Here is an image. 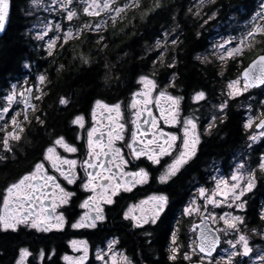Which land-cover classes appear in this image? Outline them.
Wrapping results in <instances>:
<instances>
[{
    "label": "snow or ice",
    "instance_id": "obj_1",
    "mask_svg": "<svg viewBox=\"0 0 264 264\" xmlns=\"http://www.w3.org/2000/svg\"><path fill=\"white\" fill-rule=\"evenodd\" d=\"M32 4L39 7L40 0H31ZM210 2L212 8L203 14L189 13L199 16L203 25L214 22L219 18L222 8L216 7V0H197L202 7L204 3ZM83 5L85 15H100L104 12L106 15L120 14L130 6L139 5L133 0H127L123 5L117 6L113 0H80ZM58 6V7H56ZM45 10L55 13L52 20H47L39 31L35 32L34 39L38 47L43 48L44 54L48 57L54 55L56 47L64 48L71 38L82 35V29H76L69 24L66 28L63 20L71 22L78 15L76 0H50L44 6ZM157 9L161 4L157 3ZM172 5H165L164 10H170ZM260 11L253 17L251 30H246L240 37V42L235 43L234 36H220L211 45V51L205 53H196L192 57L201 63L207 55H212L217 61L227 64L228 61H235L238 55H243V46L246 41L255 39L257 36L264 39V0L259 5ZM66 13V17L63 15ZM9 17V0H0V32L6 29V22ZM178 17L174 16L176 20ZM206 17V18H205ZM114 19V17H113ZM89 32L99 31L102 25H87ZM35 28V25L33 26ZM52 35H49V33ZM182 29L179 23L169 32L163 30L155 41L157 49L164 45L171 44L176 48V54L166 63V69L171 73L140 74L137 77L138 92H134L133 102L130 105L133 115L134 129L131 141L126 142V147L130 150L125 154L122 147H116L115 141L124 140L120 134L123 132L124 125L116 124L112 120V114L115 112L119 116L120 105H109L97 99L93 105V126L87 133V153L82 161L70 159L64 156L60 149L67 153H77V146L67 142L65 134L58 133L55 128L49 124L47 112L42 107L37 110L36 105L31 101L34 99L43 102L45 82L49 77L40 73L36 77V82L27 87H21L18 84H12L7 93L0 94V149L3 153H15L12 142H20L22 133L27 129L24 122H27L29 129L35 124L40 125L46 135L49 137L45 144L41 146L42 159L35 163L32 171L26 173L18 181L11 184L5 191L12 195L4 196L3 208H0V231L16 232L18 227L23 225L26 228L34 229L38 233H49L52 230L60 231L65 225V215L63 211H57L62 206H71L74 198L78 197L72 187L79 185L83 193H87L85 199L80 203V208H86L75 222L72 223L73 229L90 228L101 230V226L109 222L108 214L113 211L119 200L123 198V193L131 192L138 185L156 183L163 185V188L157 189L156 194L141 201L138 214L135 212L136 206H129L122 213L121 221L130 222L133 229L139 230L146 238L148 246H151V237L156 229L163 224V213L169 206V194L166 189L183 176L186 172L193 170V165L199 159V146L202 143V136L198 131L201 121L194 115L183 118L182 136L173 132H165L159 127L158 120H162L164 125L176 126L178 120V108L181 101L185 99L182 95H170L168 91L161 90L163 84L165 89L176 91V85L179 83L178 69L180 65L179 49L184 41L181 39ZM202 33L198 32L199 37ZM31 35V33H30ZM219 35V34H218ZM163 37L161 40L160 37ZM105 39L104 36L98 38V43ZM62 41V42H61ZM165 52L172 54L166 46L159 52L163 56ZM186 56L188 53L185 54ZM159 56L153 61V65L160 63ZM212 63V61H210ZM25 69H30L31 65L25 63ZM63 67V66H61ZM226 73L218 75L223 80ZM163 75L164 79L157 77ZM18 87L21 91H17ZM189 85L185 83L182 91H186ZM251 89H260L264 91V54L258 55L235 79L227 80L226 88H222L215 97V102L210 101L208 92L202 87L199 90L194 89L192 102L199 105L212 103L211 119L205 125V132L211 134L218 126L223 125L228 119V109L230 102H235L237 97H242L248 93L249 112H260L264 114V99H256L252 96ZM155 90V91H154ZM155 102V109L159 112V117L153 114L152 104ZM23 104V109L15 107ZM72 104L71 94L66 93L59 98V105L70 107ZM141 105L143 107H141ZM100 106L108 111L111 123L104 125L95 123V109ZM258 106V107H254ZM31 109L36 114L32 119L28 116V110ZM23 111V118L18 119ZM10 117V119H9ZM147 127L141 130L140 120ZM83 117L76 115L71 120L72 126L84 127ZM254 116L249 115L243 123V128L249 130L253 126ZM115 124V127L113 125ZM11 125V130L9 126ZM259 132L247 135V140L255 144L264 137V118L255 124ZM51 129V131H49ZM105 136L107 137L105 139ZM77 139H82L77 137ZM246 150H252L251 144L247 145ZM5 159L0 155V160ZM255 164V167L252 166ZM80 169L84 175H78ZM199 171L198 167L195 169ZM159 172V175H154ZM210 176L214 187L193 186L195 191H191L188 202L182 209V216H192L194 213H200V223L198 234L195 239L190 235L187 244L178 243L180 239L175 228H170L171 239L167 246L168 261L177 264L179 256L182 254L183 260L188 264H264V248L259 244H250L249 237L241 233V226L247 227V210L249 205V196L253 194L258 186L264 181V153H261L255 161L249 163L247 157L240 156L232 167L230 175H211L208 172L200 173L201 179ZM208 184L209 181H205ZM210 193V194H209ZM202 201V203H200ZM227 208L230 211H221L216 213L212 209ZM203 208V212L201 209ZM261 222H264V207L257 213ZM222 222L223 227H210L209 225H219ZM127 227V224L124 225ZM254 235L260 237L264 242V230L252 229ZM222 233L224 237L235 236V239H225L223 243L227 248L222 249L224 255H214L217 253V246L221 244ZM107 247L98 248L96 260L101 264H119L120 259L123 264H133L125 253L117 254L120 240L118 236L106 237ZM73 250L81 251L78 257H69L65 255L63 260L68 264H84L89 258L88 248L84 241L72 240L69 242ZM21 256L28 255L26 249H21ZM42 250L40 255L43 256ZM254 257V259H253ZM19 264V261H17Z\"/></svg>",
    "mask_w": 264,
    "mask_h": 264
},
{
    "label": "trees",
    "instance_id": "obj_2",
    "mask_svg": "<svg viewBox=\"0 0 264 264\" xmlns=\"http://www.w3.org/2000/svg\"><path fill=\"white\" fill-rule=\"evenodd\" d=\"M27 1L10 0L8 24L0 38V94L11 81L19 80L26 73H30V69H25V63L30 64V68L34 63L37 71L45 72L49 77L43 87L45 97L42 104L39 102L38 110L41 107L46 110L49 124L58 133L70 134L72 131L70 119L86 112L94 99L111 101L122 98L131 88L134 78L150 68V60L145 56L153 51L152 45L161 31L163 29L172 31L177 23L182 29L181 36L184 41L179 49L180 82L187 83L191 89L202 87L208 91L209 98L215 96L216 72L212 68L202 67L199 61L192 59L194 54L203 50L206 41V35L203 33L213 30V27L200 26L199 20L188 11L189 0H142L138 7L129 10L121 20L107 22L95 33L83 29L82 35L69 40L63 49L56 47L52 57L44 54V51L40 50L42 48H38L28 34L27 28L31 18L24 12ZM157 3L161 4L160 9L156 8ZM258 3L257 1L256 4V0H218L216 7L222 8L219 14L225 17L224 21L228 22L229 27V24H237L238 20H245ZM165 5H172V8L164 10ZM210 8L211 5H206L202 8L201 14ZM177 14L178 17L174 20L173 17ZM223 24L224 22L221 25ZM198 32L202 33L199 37ZM100 36H104L105 39L98 43ZM258 54H264V39L241 59L239 72L242 66L248 64L244 62L245 58L249 56L254 58ZM235 67L230 64L229 74L236 72ZM66 93L71 94L70 107L59 105V98ZM256 93L258 95L261 90ZM241 119L242 113L230 107L226 123L216 129L214 134V138L217 136L216 139L205 141L193 170L186 172L166 189L173 205L183 197V185L193 184L191 179L195 178V183L198 184L204 183L200 172L195 170L197 167L203 168L202 156L220 157L226 146L239 141ZM25 128L27 131L22 133V140L14 146L15 153L5 154L0 149V155L5 156V159L0 160V207L5 189L29 172L32 157L36 153L39 154V144L35 138L41 133L46 134L38 124L30 129L29 125L25 124ZM222 137L226 139L223 140ZM260 149L264 150V142L261 143ZM252 214L256 218V212ZM163 220L161 227L156 229L151 237L150 247L143 233L133 230L121 236L123 231L120 224L114 223L105 225L101 230L63 231L50 235L34 234L25 229L16 232L0 231V264H13L18 251L24 247L33 253L42 248L45 251L43 264H62L59 255L67 251L65 244L67 239L84 238L95 247L102 244L106 237L115 234L121 236L120 245L125 249L126 255L133 260V264H172L167 259L165 249L170 226L168 215H165ZM52 248L56 253L49 257ZM177 264L184 263L178 261Z\"/></svg>",
    "mask_w": 264,
    "mask_h": 264
},
{
    "label": "flooded vegetation",
    "instance_id": "obj_3",
    "mask_svg": "<svg viewBox=\"0 0 264 264\" xmlns=\"http://www.w3.org/2000/svg\"><path fill=\"white\" fill-rule=\"evenodd\" d=\"M217 1L218 0H216V3H217ZM189 3H190V8L192 9V13H196V12L201 13L202 9L201 8L200 9L196 8L195 4L193 3V0H189ZM207 5H211L212 6L211 3H209ZM188 10H189V8H188ZM192 16L195 17V19L199 20V23H200L201 27H207V28L208 27L209 28L213 27V30H210L208 32H204L203 33L204 35H206V41L204 43L203 50L199 51L197 53H202L203 54V53L206 52V50H207V52H210L211 51V45H212V41L211 40L212 39H219L220 36H225V35L228 34V30H227L228 29V25H227L228 22H225L224 21L225 17L222 16L221 14H219V18L216 19L214 22H209V24L203 25V22H202V20L200 19L199 16H196V15H192ZM222 22H224L223 25H221ZM218 25H219V27H217ZM163 30H165V29H163ZM168 31L171 32V30H168ZM95 32L96 31H93V33H95ZM160 38H161V40H163L162 36ZM181 39H182V36H181ZM165 46L168 49L171 50L172 54L169 55L168 52H165L163 56H159V52ZM152 50H153L152 52H148L146 54V56H145V58H149V60H150V64H149L150 68H148V70L146 72L141 73V74H148V75L151 76L153 74V70L155 71V73L162 74V73L168 72L170 74L171 70L166 69L165 65H166L167 62H169L173 58V56H175V54H176L175 46H173L171 44L164 45L162 43L161 49H157V50L152 49ZM195 55L196 54H194V56ZM158 56H159V60L161 62L157 63L156 65H153V61L157 60ZM195 61H198V60H195ZM210 61H212V63H210ZM236 61H237V59L235 61H229V63L225 64L224 66H220L219 61H217L214 58V56L207 55L206 58L204 59L203 63H201L200 61L198 62L202 67L212 68L216 72V76L217 77H216V80H215L216 84H215V88H214L215 96L213 98H209L210 101L215 102V97L220 93V90L223 88V80H226L228 76L232 75V74H229V72H228L230 64L235 67L236 66ZM180 66H181V64L179 65V68H180ZM243 68L244 67L242 66V69ZM235 69H236V67L234 68V70ZM40 73H44L45 75H47V73H45V72L37 71L36 70V65L33 63L32 64V84H34L36 82V77ZM219 73H226L224 78H223V80L218 75ZM139 75L140 74H138L134 78L131 88H129L125 92V94H124V96L122 98H119V99H116V100H111V101L98 98L103 103H106V104H109V105H113V104H119L120 105L119 116H117V114L114 112L112 114V120H114L116 122V124H123L124 125L123 132L120 133L124 137V140L115 141V146L116 147H122V150H123V152L125 154H129L130 153V150L126 147V142L127 141H131V139H132V132H133V129H134V125L132 123V121H133L132 109L130 108V105L133 102V95L132 94L134 92H138L139 91V87L137 86V77ZM178 76H179V74H178ZM157 78L159 80H163L164 76L163 75H159ZM47 82L48 81L45 82V85L47 84ZM183 85L184 84H182L180 82V79H179V83L176 85V91L175 92L171 91L170 89H165L163 84L160 85V89L161 90L168 91L170 95H182V96L185 97V99H183L181 101V105L178 108V120H179L178 125H176V126L164 125L162 120H158V125H159V127L163 128V130L165 132H173V133H176L178 136H182L183 135V132H182V127H183L182 121H183V118L186 117V116H189V115H194V116L198 117L200 119V121H201L200 125L198 126V131H199V133L202 136V143L199 146V152H198V155H199L200 151H201V148H202L203 144L205 143V141L213 139L214 138V134L216 132V129H214L211 134L205 132V125L211 119L212 112L208 111V108L212 107V103L205 104L204 102H200L199 105H194L193 102H192V99H191L194 89H191V87H188L186 91H182ZM43 87H44V85H43ZM196 90H199V89H196ZM251 90H253V91H251V93H256L259 89H251ZM44 97H45V94H44ZM95 100H97V99H94L92 101V103L90 104V107L88 108V110L86 112L77 114V115H81L84 118L83 119V124H84L83 128H81L79 126H72L71 123H70V128H71L72 131H71L70 134H67L65 136H66L67 142L69 144L73 145V146H77L79 151L77 153H67L63 149H60V152L64 156H66V157H68L70 159H76L78 161H82L83 159L86 158L87 139H88L87 138V133H88V130L93 126V123H94L92 109H93V105H94V101ZM238 100H239V98H238ZM238 100L236 99L235 102H230V104H231V107L235 111H237L238 113H242V119H241V121H242V129L240 131L241 135H240L239 141L236 144L234 143V144H232L230 146L229 145L226 146V148L224 149V152L222 153V155L220 157H210L209 158V157L202 156L201 163H204V165L201 166L203 168L199 169L200 173L206 171V172H208L210 174H213V171H215V172H218L219 174H222L225 177H227L228 175H230L232 167H234L235 162L238 160V158L240 156L247 157L249 163H251L252 161H255L257 156H259L261 154L260 146H261V143L264 142V138L258 140L255 144H252L250 141L247 140V135L254 134V133L259 132V131L255 130V125H254V127L251 130H245L243 128V123L245 122V114H246V112L243 109H241V107L239 106V102L240 101H238ZM32 103L36 105V108L38 110L39 102L35 101L33 99ZM141 107H143V106L141 105ZM17 108L21 109L20 106H17ZM152 108H153V114L155 116L159 117L160 114L155 109V102L154 101H153V104H152ZM228 113H229V109H228ZM35 114L36 113L32 111V115L29 116V118L32 119V117ZM75 116H73L70 119V122ZM20 118H22V116H20ZM95 118H96L95 119V123H97V124L102 123L104 125H108L109 123H111V121L109 120L108 111L106 109L100 107V106H97L96 109H95ZM259 119L256 121V123L259 121ZM226 121H225V123H226ZM25 124H28V123L26 122ZM140 124H141V130H143L144 128L147 127L146 125L143 124V119L142 118L140 120ZM35 125H37V124H35ZM113 127H115V124L113 125ZM45 135L46 134L43 135L41 133L39 136H37V138H35V140L39 144L40 152H39V154L36 153L32 157V167L29 170V172L32 171L35 163L42 159L41 146L44 145L45 141L49 139V137H47ZM77 137H81L82 139H77ZM106 138L107 137L105 136V139ZM216 138H217V136L214 139H216ZM222 139L225 140L226 138L222 137ZM249 144H251V148L254 149V151L246 150L247 149V145H249ZM204 158H206V159H204ZM252 166L255 167V164H252ZM25 174H23L22 176H24ZM159 174L160 173L157 172L154 175H159ZM78 175H80V176L84 175L82 169H80ZM21 177H19V179ZM209 177H210L209 175H205L203 177L204 182L206 180H208ZM195 180H196L195 178L191 179V182H193L192 185L191 184L190 185L189 184L183 185V189H184L183 190V194L184 195H183V197L181 199H179L177 201L176 204L173 205L171 200H170V197H169V206L166 208L165 213L162 214L163 217L165 215H168V221H170L169 229L170 228H175L177 230L178 235L180 237V239L178 240V243H182V244H187V242H188V238H189V236L187 234L188 233V228H189L188 226H190L189 231L190 230L192 231V229H191L192 225L197 224V223L200 222V216H199L198 220L195 219V220L192 221V218L190 216L186 217V216H182L181 215L183 207L188 202V199H189V196L191 194V191H194V189H195L193 186L195 185V186L198 187V186H206L207 185L205 183H200V184L195 183ZM261 183H262V185H264L263 182H261ZM70 187H72V189L75 192H77L79 195H78L77 198L73 199V202L71 203V206H62V207L57 209L58 212L59 211H63L64 215H65V225H64V228L62 230H60V231L52 230L49 233H38L34 229H29V228H26V227L21 225V226L18 227L17 231H19L21 229H25L27 231H32V233H34V234L50 235L51 233H54V232H63V231L90 232V231L97 230V229H90V228H79V229L71 228L72 223L75 222L83 213H85L87 211L86 208H80L79 207L80 203L85 199L87 193H83L81 191V189L79 188V185L70 186ZM160 188H163V185H160V184L156 183L153 180L150 185L149 184L138 185L136 188H133V190L131 192L123 193V198L119 200L118 204H116V206L113 209V211H111L108 214L109 222L107 224H110V223H114L116 225L120 224L121 230L123 231L121 236L124 235L125 232H130V231L136 230V229H133L131 227L130 222H127V221L122 222L121 221V217H122L123 211L127 210L129 208V206H136L135 212L134 213H130V216L132 214H138L139 212H137V209L139 211L140 207H147V205H141L140 202L146 200L150 196L155 195L156 194V190L160 189ZM259 188H260V190L258 191ZM254 206H255V209H254ZM262 207H264V186H258L254 190L253 194H251L249 196V205H248V210H247V227L246 228L255 227L257 229L264 230V222H261L260 219H259V216L257 215V213L260 211V209ZM252 212H256V218L253 217ZM107 224H105V225H107ZM125 224H127V227L124 226ZM105 225H102L101 229ZM8 231L12 232L11 230H8ZM8 231H6V232H8ZM137 231H139V230H137ZM192 232H194V238H195L196 231H192ZM111 236H113V235H111ZM115 236L119 237L120 244H121V236L116 235V234H115ZM170 239H171V232L169 231V233L167 235V245L165 246L167 256L169 254V252L167 250V246L170 243ZM72 240L84 241L86 243L89 251H90L91 257L94 255L95 251L98 248H105L106 244H107L106 239H105V241L102 244H99V245L93 247L91 245V243L88 240L84 239V238H69V239H67L65 241V244H66V247H67V251L66 252L65 251L61 252L60 255H59V257H60L59 259L62 262V264H64V262L62 260V257L65 256V255H69L71 253V248H70V245H69L70 243L69 242L72 241ZM255 241H257V243L261 246L262 243H261V240H260L259 236L254 238L253 241L251 242V244H253ZM120 246L121 245H119V249H117L116 251H119L120 253H125L126 254L125 249L122 246L121 247ZM221 246H222V242H221L219 248ZM219 248L217 249V253H215L214 255L218 254V252L220 250ZM21 249H26L28 254H29L28 260H26V259L22 260L21 261L22 264H43V258L45 256V254L43 256L40 255L41 251L43 250L42 248H40L37 251V253H33L27 247H24V248H21ZM20 250L18 251L17 257H16L15 261L13 262V264H17V261H19V256H20V252H21ZM55 253L56 252L52 248V249H50L48 256L52 257ZM39 257H40L41 260L36 262L35 259H37ZM178 261H180V262H182L184 264H188L187 261L183 260L182 254L179 256ZM92 263H94V261L93 260H89L86 264H92Z\"/></svg>",
    "mask_w": 264,
    "mask_h": 264
},
{
    "label": "rangeland",
    "instance_id": "obj_4",
    "mask_svg": "<svg viewBox=\"0 0 264 264\" xmlns=\"http://www.w3.org/2000/svg\"><path fill=\"white\" fill-rule=\"evenodd\" d=\"M141 1L142 0H133V2L134 3H137L138 5H140V2ZM257 1L259 2L258 5L255 6V8L253 9V11L248 15V17L245 20L244 19L238 20L237 21V24H229V27L227 29L228 30V34L225 35V36H234L236 38L235 39V43H239L240 42L241 35L246 30H251V23L250 22L252 21V17L257 12L260 11L259 5L261 3V0H256V4H257ZM49 2H50V0H40V6L37 7V6H35V5L32 4L31 0H28L26 2L25 6H24V12H25V14L28 17L31 18V20L29 21V26L27 28V31H28L29 36L32 38V41L35 42L36 45H38V43H40V42H38V41H36L34 39L35 32L40 30V28L43 26V23L44 22H46L47 20H52L53 17L56 16L55 13H50V12H48V11L45 10V7L44 6L47 5ZM65 2H66V0H65ZM99 2L100 3H103V0H99ZM126 2H127V0H113V3L115 5H117V6L123 5ZM88 3L91 4L92 3V0H88ZM193 3L195 4V7L196 8H198V9L201 8L202 9V8L205 7V5L209 4L210 2L204 3L202 7L197 3V0H193ZM76 4H77L78 15L75 16L71 22H69L66 19H64L62 23H63V25H64L65 28L69 24H71V25L75 26L76 29H82V30L85 29V30H87V27H86L87 25L100 24V25L103 26V25L107 24V22L114 23V22H117V20H121L129 10H132V9H134L136 7V6H130L127 9L123 10L118 15L117 14L106 15L104 12H101L100 15L96 16V15H85L83 13V5L80 3V0H76ZM56 7H58V6H56ZM63 15L66 17V13H64ZM113 17H114V19H113ZM56 19H60V17L59 16H56ZM94 19H95V22H93ZM34 25H35V28H33ZM30 33H31V35H30ZM49 35H52V33L50 32ZM71 39H73V38H71ZM216 40H218V39H212L211 41L213 43ZM261 40H263V39L261 37L257 36L255 39L246 41L245 45L243 46V55H238L236 57V59H237V61H236V72L234 74L228 76L226 80H223V88H226V82H227V80L235 79L240 74L239 68H240V65H241V59L243 57H245V54L250 53L256 47L257 43L259 41H261ZM152 47H153L154 50H157V48L155 46V42L153 43ZM40 50L44 51L43 48L40 49ZM252 57L253 56H249V57L245 58L244 62L245 63L249 62L251 59H253ZM219 63H220V66H224L225 65V63H221V62H219ZM228 63H229V61H228ZM23 76L24 77H22L19 80L11 81L10 84H9V86L3 91V93H7L10 90L12 84H18L21 87H27L29 85H32V68H30V73H26ZM17 91L18 92L21 91V88L18 87ZM251 91L252 90H250V92ZM251 94L256 99H264V91H261V93H259L258 95H257V93H251ZM248 96H249V94L248 93H245L242 97H237L236 99L238 100V98H239V100H238V101H240L239 102V106L241 107V109H243L246 112V114H245V121L248 119V116L249 115H252V116L255 117V119L253 120V126H252V128H253L254 125H255V123H256V121L263 114H261L260 112H249V110H248V104L250 103V101L248 100ZM17 106H20L21 110L23 109V104L22 103L19 104V105H16V107ZM254 107H258V106H254ZM208 111L212 112V107L208 108ZM27 114H28V116H31L32 115V110L29 109ZM21 116L23 118V111H21ZM22 118L19 117L18 119H21L22 120ZM9 119H10V117H9ZM25 123L26 122H24V126H25ZM251 129H249V130H251ZM9 130H11V125L9 126ZM262 138H264V137H262ZM18 143L19 142H12L13 146H15ZM263 152H264V150L261 149V153H263ZM211 175H220V174L218 172L213 171V174H211ZM208 181H209V183L205 187H209V188L214 187V184L211 183V181H210V177L208 178ZM194 191H195V189H194ZM5 195H9V199L10 200H11V198H13L11 194L6 193V191H4V194L2 196V203H1V207L0 208H3V200H4V196ZM200 203H202V201H200ZM208 207H209V209H212V206L211 205H209ZM202 209H201V212H202ZM212 210L215 211L216 213H220L221 211H230L227 208H224V209L216 208V209H212ZM137 212H139L138 209H137ZM199 216H200V213H194L190 217L192 218V221H193L195 219L198 220L199 219ZM186 217H188V216H186ZM210 226L213 227V228L214 227H217V226L218 227H223V224L221 222L219 225H211L210 224ZM188 227H189L188 228V233H187L188 236L191 235L192 236V239H195L194 238V232H192L191 230L189 231L190 226H188ZM254 228L255 227L244 228L243 226H241V233L242 234H245L246 236L249 237L250 244H251V242L253 241L254 238L258 237L257 235H254L253 232H252V229H254ZM255 229H257V228H255ZM218 234L221 236V239H222V246L219 248L220 250H219L218 254L219 255H224V252L222 251V249L227 248L228 246H227V244L223 243V241L225 239H235L236 237L233 235V236H230V237H227L226 238V237L223 236L222 233H218ZM261 243L262 244H261L260 247L261 248H264V242L261 241ZM253 244H258V243H257V241H255ZM106 247H107V244H106ZM106 247L104 248L105 250H106ZM70 248H71V253L69 255H67V256H69V257H78V256H80L82 254L81 251L79 250V246H78L77 250H73V248H72L71 245H70ZM88 254H89V258H88L87 261L84 262V264H86L89 260H93L94 261V263H92V264H101L100 261H97L96 260L97 250L95 251L94 255L92 256L93 258L90 255L89 249H88ZM117 254H118V259H119L120 252L117 251ZM28 256H29V254L26 255V256H21V252H20L19 264H22L21 263L22 260H25V259L28 260ZM182 258H183V256H182ZM253 259H254V257H253ZM40 260H41L40 257L37 258V259H35L36 262H38ZM63 262H64V264H68V262L65 261V260H63ZM119 264H123V260L122 259H120ZM222 264H223V262H222Z\"/></svg>",
    "mask_w": 264,
    "mask_h": 264
},
{
    "label": "water",
    "instance_id": "obj_5",
    "mask_svg": "<svg viewBox=\"0 0 264 264\" xmlns=\"http://www.w3.org/2000/svg\"><path fill=\"white\" fill-rule=\"evenodd\" d=\"M9 14H10V0H9ZM8 20H9V17H8V19H7V22H6V27H7V24H8ZM6 30V29H5ZM5 30L4 31H2V32H0V38L2 37V35H3V33L5 32ZM260 55V54H259ZM258 56V55H257ZM257 56H255L244 68H246ZM244 68L241 70V72H243V70H244ZM240 72V73H241ZM32 102V101H31ZM262 118H264V115H263V117ZM261 118V119H262ZM256 129V128H255ZM256 130H258V131H260L259 129H256ZM203 212V211H202ZM200 223V222H199ZM199 223H197V224H194V225H192V227H191V229L193 230V231H196L197 232V234H198V232H199V228L198 227H194V226H197V225H199ZM210 226V225H209ZM211 227V226H210ZM219 235V234H218ZM220 246V244L217 246V248ZM215 254V253H214Z\"/></svg>",
    "mask_w": 264,
    "mask_h": 264
}]
</instances>
